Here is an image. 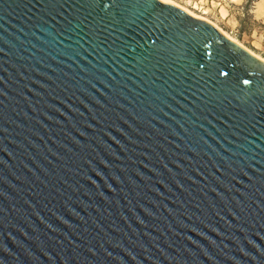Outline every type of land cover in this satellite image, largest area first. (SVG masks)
I'll return each instance as SVG.
<instances>
[{
    "label": "water",
    "instance_id": "1",
    "mask_svg": "<svg viewBox=\"0 0 264 264\" xmlns=\"http://www.w3.org/2000/svg\"><path fill=\"white\" fill-rule=\"evenodd\" d=\"M0 264H264V59L163 0H0Z\"/></svg>",
    "mask_w": 264,
    "mask_h": 264
},
{
    "label": "rangeland",
    "instance_id": "2",
    "mask_svg": "<svg viewBox=\"0 0 264 264\" xmlns=\"http://www.w3.org/2000/svg\"><path fill=\"white\" fill-rule=\"evenodd\" d=\"M169 1L204 16L264 58V0Z\"/></svg>",
    "mask_w": 264,
    "mask_h": 264
},
{
    "label": "bare ground",
    "instance_id": "3",
    "mask_svg": "<svg viewBox=\"0 0 264 264\" xmlns=\"http://www.w3.org/2000/svg\"><path fill=\"white\" fill-rule=\"evenodd\" d=\"M163 1H166V2H170V3H174V4H176V5H179V4H177V3H175V2H172V1H169V0H163ZM180 6V5H179ZM187 10V9H186ZM187 11H189L191 14H193L194 16H196V17H199V18H202V19H205V20H207V18H205L204 16H201V15H198L197 13H195V12H193V11H191V10H187ZM208 21V20H207ZM211 23V22H210ZM213 24V23H212ZM213 25H215V24H213ZM217 28H219L221 31H223L225 34H227L229 37H231L232 39H234L230 34H228L227 32H225L224 30H222L219 26H217V25H215ZM235 41H237L236 39H234ZM238 43H240L241 45H243L241 42H239V41H237ZM243 46H245V45H243ZM246 47V46H245ZM247 48V47H246ZM247 49H249V48H247ZM251 52H253L255 55H257L259 58H261V59H264L263 57H261L260 55H258L257 53H255L253 50H251V49H249Z\"/></svg>",
    "mask_w": 264,
    "mask_h": 264
}]
</instances>
